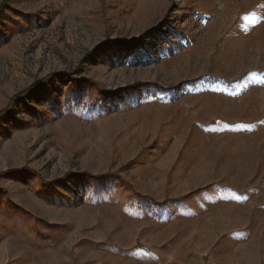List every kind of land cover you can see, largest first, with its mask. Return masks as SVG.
<instances>
[{"label": "rangeland", "instance_id": "obj_1", "mask_svg": "<svg viewBox=\"0 0 264 264\" xmlns=\"http://www.w3.org/2000/svg\"><path fill=\"white\" fill-rule=\"evenodd\" d=\"M4 109L0 264H264V0H0Z\"/></svg>", "mask_w": 264, "mask_h": 264}, {"label": "trees", "instance_id": "obj_2", "mask_svg": "<svg viewBox=\"0 0 264 264\" xmlns=\"http://www.w3.org/2000/svg\"><path fill=\"white\" fill-rule=\"evenodd\" d=\"M25 92H22V93H20L19 95H18V98L20 97V98H24L25 97ZM6 109H4V110H0V116H1V114H3V113H5L6 111H5ZM22 172V171H26V169H24V168H20V169H16V170H9V171H7V172H5V173H11V172ZM29 171V170H28ZM91 178H98L99 176H92V175H89ZM67 177V176H66ZM66 177H63V178H61V179H58V180H55V181H53V182H60V181H62L63 179H65ZM138 196H141V197H145L144 195H140V194H137Z\"/></svg>", "mask_w": 264, "mask_h": 264}]
</instances>
